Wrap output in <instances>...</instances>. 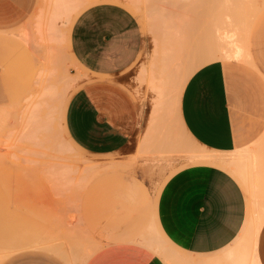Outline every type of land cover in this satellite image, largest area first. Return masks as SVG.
I'll list each match as a JSON object with an SVG mask.
<instances>
[{
  "label": "rangeland",
  "instance_id": "obj_1",
  "mask_svg": "<svg viewBox=\"0 0 264 264\" xmlns=\"http://www.w3.org/2000/svg\"><path fill=\"white\" fill-rule=\"evenodd\" d=\"M101 1L129 8L144 31L129 81L136 91L150 93V145L131 155L86 152L65 129L69 97L89 79L69 51L70 28L83 9ZM207 5V0H34L22 22L0 28L9 35L0 39V264L31 249L81 264L103 237L123 232L130 233L118 238L138 235L162 249L168 264L178 261L153 211L165 179L195 159L186 150L193 141L179 125L181 90L206 61L229 57L223 40L216 41L218 34L233 31L191 34L192 7L195 18L197 10L205 11L201 26ZM255 157L262 166L258 151ZM215 158L201 151L197 161ZM256 215L248 216L239 236L254 250Z\"/></svg>",
  "mask_w": 264,
  "mask_h": 264
},
{
  "label": "crops",
  "instance_id": "obj_2",
  "mask_svg": "<svg viewBox=\"0 0 264 264\" xmlns=\"http://www.w3.org/2000/svg\"><path fill=\"white\" fill-rule=\"evenodd\" d=\"M33 1L0 0V28L22 22ZM207 2L205 25L202 20L200 26L205 11L200 15L197 10L196 19L192 7L191 34L233 31L218 34L216 41L223 40L229 57L196 68L181 90L179 125L193 141L194 147L186 150L195 159L165 179L156 196L154 220L177 251L174 264H264V221L255 250L248 239L239 240L248 216L264 213V0ZM2 31L0 39L8 38ZM143 32L138 17L112 1L91 4L75 17L69 51L89 79L70 95L64 122L80 149L131 155L150 145V93L136 91L129 81ZM7 66L4 77L11 98ZM180 148L185 147L179 141ZM201 151L216 158L198 162ZM128 233L103 237L81 264H168L162 249L154 250L138 235L118 238ZM1 264L69 263L55 253L31 249Z\"/></svg>",
  "mask_w": 264,
  "mask_h": 264
},
{
  "label": "bare ground",
  "instance_id": "obj_3",
  "mask_svg": "<svg viewBox=\"0 0 264 264\" xmlns=\"http://www.w3.org/2000/svg\"><path fill=\"white\" fill-rule=\"evenodd\" d=\"M231 35H233L232 33H231ZM228 37V39H232V37L230 36H227ZM232 43V42H231ZM234 46H235V44H234ZM237 47V46H236ZM240 52H238V53H236L237 54V56H239L240 54H239ZM207 62V61H206ZM189 71V70H188ZM187 71V72H188ZM187 75V74H186ZM185 81V80H184ZM180 97V96H179ZM256 214V212L254 213V215ZM259 215V216H258ZM257 219H258V222H256V224L253 226V231H254V241H255V245H256V238H257V234H258V231H259V229H260V226H261V224H262V222L264 221V213H258L257 212ZM254 221V220H253ZM253 234V233H252ZM252 237V236H251ZM163 253V252H162ZM165 255V254H164ZM258 263V262H257Z\"/></svg>",
  "mask_w": 264,
  "mask_h": 264
}]
</instances>
